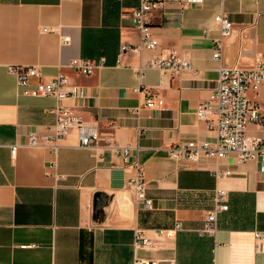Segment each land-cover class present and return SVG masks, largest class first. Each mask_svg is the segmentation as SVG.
Masks as SVG:
<instances>
[{
    "label": "crops",
    "instance_id": "obj_1",
    "mask_svg": "<svg viewBox=\"0 0 264 264\" xmlns=\"http://www.w3.org/2000/svg\"><path fill=\"white\" fill-rule=\"evenodd\" d=\"M141 1L0 0V264H133L135 257L159 264H264V237L257 238L264 234L261 163L233 155L181 162L168 156L182 142H216L197 118L198 105L210 98L221 66L248 68L264 58V0L190 6L167 0L149 14L159 46L123 51L140 43L132 16ZM218 15L233 23L219 62L213 60ZM173 51L190 61V70L173 76L146 66ZM74 59L101 66L83 75L67 67ZM9 66H38L46 81L65 72L88 99L62 104L133 146L128 159L81 147L76 132L60 142L56 156L30 146L31 133L47 135L55 124L59 102L24 95ZM149 92L164 107L147 108ZM248 96L264 114V86ZM248 131L260 134L255 124ZM135 162L151 208L128 184ZM217 189L227 192L228 210L218 215L216 232L206 233ZM177 224L172 239L156 240L159 230ZM137 232L156 246L135 249Z\"/></svg>",
    "mask_w": 264,
    "mask_h": 264
},
{
    "label": "built area",
    "instance_id": "obj_2",
    "mask_svg": "<svg viewBox=\"0 0 264 264\" xmlns=\"http://www.w3.org/2000/svg\"><path fill=\"white\" fill-rule=\"evenodd\" d=\"M181 6L197 5L201 0H172ZM167 0H142L133 11L132 22L139 30L140 43L137 46L124 45L123 51H138L142 49L154 50L159 46L154 37L149 20V14ZM258 2V0H255ZM215 21L220 26V38L216 41L213 50V60L221 61L223 51V39L233 31V23L226 15H218ZM69 38L63 42L68 43ZM101 64L84 59H74L67 66L83 75H91ZM149 68H159L169 71L173 76L191 69L190 61L179 56L176 52H170L167 57H155L147 65ZM8 71L16 78L17 86L23 89L24 95L31 97L52 96L59 105L54 110L56 114L55 124L49 128L47 135L31 133L29 145L33 147H46L53 156H56L60 148V142L70 133L76 132L79 144L88 149L111 150L128 159L133 146H122L117 142L113 134L102 133L97 126L84 122L72 109L64 106L62 102L68 98H77L85 102L88 97L81 88L74 86L65 72L46 81L38 66H9ZM139 73L141 70L138 69ZM36 82L35 86H32ZM264 86V58H259L256 63L248 68H236L221 66L218 70V78L213 92L207 100L198 105L196 115L205 123L208 130L215 133L216 142L187 141L168 148V156L175 162L198 161L202 158L222 159L230 155L235 156L239 162L258 161L264 168V114L259 105L253 103L248 94L259 92ZM164 100L147 93L145 106L147 108H162ZM250 124L259 127L260 134L254 135L248 131ZM17 147H12L15 154ZM135 174L129 179L128 184L133 189L135 197L147 208L152 207V201L147 197V187L142 166L133 164ZM227 192L217 189L214 195L213 209L207 214L203 232H216L218 215L228 210ZM177 224L171 230H159L156 240L172 239L180 230ZM264 234H257L261 239ZM156 240L146 237L143 232H137L135 236V249L154 248ZM133 264H159L158 260H148L135 257ZM171 264H175L171 261Z\"/></svg>",
    "mask_w": 264,
    "mask_h": 264
}]
</instances>
